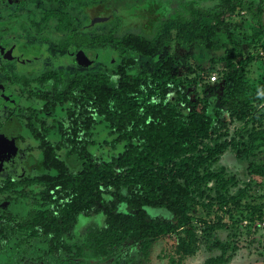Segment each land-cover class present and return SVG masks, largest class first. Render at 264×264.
I'll use <instances>...</instances> for the list:
<instances>
[{
	"label": "trees",
	"instance_id": "1",
	"mask_svg": "<svg viewBox=\"0 0 264 264\" xmlns=\"http://www.w3.org/2000/svg\"><path fill=\"white\" fill-rule=\"evenodd\" d=\"M246 4V0H188L182 12L164 18L150 14L152 21L149 18L124 25L140 31L109 30L90 42L144 57L155 55L169 42L198 45L204 50L224 49L226 68L220 77L234 84L226 98L247 97L237 109L228 105L232 119L245 118L229 138L220 129L224 123H214L203 95L191 99L178 89L171 100L165 99L175 71L171 56L151 72L134 71L132 56L123 55L109 72L68 78L53 73L51 94L38 95L47 99L40 111L63 109L64 113L50 125L40 121L36 113L35 121L40 124L28 125L38 141L43 172L19 182L37 186L36 207L19 221L20 230L26 233L21 243L42 239L45 254L59 260L64 253L74 258L107 257L123 241L133 240L149 260L148 251L155 240L170 236L173 241L161 257L167 264H183L186 257L195 254L200 238L209 249L219 251L202 264H222L232 256L234 237L222 240L214 231L226 220L240 230L237 215L263 222L264 205L243 208L245 189L231 193L235 177L213 165L231 148L244 164L245 174L264 177V162L257 161L264 159L258 151L264 129L260 132L253 125L247 127L249 122L264 119V80L256 91L244 96L243 64L236 66L229 49L214 37L224 34L234 46L235 34L248 35L247 28L237 25L239 17L233 21L225 18L238 16ZM249 4L259 14L264 0ZM258 24L260 30L253 36H262L264 48V31L259 20ZM197 77L192 79L194 85ZM214 111L217 115L218 110ZM100 125L107 129L109 140L105 143L120 147L110 162H96L90 151L96 143L94 130ZM70 159L75 161V168ZM109 198L124 203L132 213L116 211ZM144 208L166 210L174 215V221L147 220ZM95 213L105 216L104 226H92L79 242L65 239L80 216Z\"/></svg>",
	"mask_w": 264,
	"mask_h": 264
},
{
	"label": "rangeland",
	"instance_id": "2",
	"mask_svg": "<svg viewBox=\"0 0 264 264\" xmlns=\"http://www.w3.org/2000/svg\"><path fill=\"white\" fill-rule=\"evenodd\" d=\"M64 1L61 4L63 9H66L71 16L73 15L74 21H72L80 29L78 30L80 32L79 35L69 37V42H75L76 44L84 43V47L79 49L72 45L66 54L59 46L62 38L59 37L54 26L46 34L47 38L51 41L45 43L44 38L46 36L41 32L44 24L40 25L42 23V13L45 5L41 4L36 15L34 13L32 14L36 28H34L29 37L33 44L40 47V50L34 61L21 63L18 72L24 73L30 66H34L36 71H39L44 67L45 54L48 52L53 55L49 56L52 59L51 67L53 69H63L67 73H91L104 70L109 72L120 63L123 55L128 56V58L132 56V60H134V71L151 72L162 60L171 56L175 65V71L173 72V79L169 80L167 84L165 92L166 100H171L175 96V91L178 89L187 94L191 99L194 98V95L198 97L203 95L207 100V110L212 115L214 123L218 126L222 122L224 123L220 129L222 132H226L225 138H229L232 133H235L239 125L245 123V118L237 120L230 117L231 110L228 105L231 108L235 106V109H237L239 103L242 100H247V97L241 96L238 98L231 96L226 98L232 91L234 84L232 81L220 77V72L226 68V59L223 56L224 49L204 50L198 45L189 46L182 44L180 46L169 42L155 55L144 57L135 55L132 52H126V50L123 51L117 47L116 49L108 45L96 46L90 44L93 36L105 34L109 30H113L114 33L140 31L138 27L128 29L124 25L128 26L133 21H150L152 19L150 14H153V16L159 14L160 17L163 16L164 18L173 15L175 12H182L183 5L188 0H107V3L105 0ZM246 1L248 4L243 6V10L238 16L231 15L227 18L228 16L226 15L227 17L225 18L233 21L239 17L240 20L237 22V25L242 28H247L246 32L248 35L242 36L235 34L234 40L236 43L234 46L228 44V40L224 34H218L214 37L225 48L229 49L236 66L239 67V65L243 64L245 75L242 79V90L244 96H248L256 91L260 83L264 80V48L261 45L263 39L262 36H253L255 31L260 30L258 20L264 31V4L261 6V13L258 14L257 10L249 4V1L256 2L257 0ZM61 5H59V2L51 0L52 8H60ZM104 5H107V7ZM146 10H148L147 13L149 14L146 13ZM58 41L60 42L58 43ZM209 59H211L210 63L207 64ZM197 64H200L202 68H205L204 70H209L210 72H203L204 70L198 68L196 66ZM211 73L215 74L216 80L213 83H208L207 80ZM196 75L198 77L194 85L192 79ZM2 89L5 92H0V134L8 133V136L11 138L10 144L13 152L11 155L4 154L1 156L0 179L7 175L15 179L27 175H39L43 170L40 166L38 142L31 138L22 121L17 118L14 112L17 106H24L25 103L24 101L16 100L19 99L20 95L19 85L16 87L3 86ZM250 101L252 102L253 100ZM32 104H34L33 100ZM34 105L38 106L37 102ZM261 105H258V107ZM214 110H218L217 115H215ZM60 111L61 114L64 113L63 110ZM7 115L10 118L9 121ZM59 116V113H51V116H46L47 124H50L52 118L58 120L60 118ZM96 120H99V117H96ZM251 125L261 132L264 129V119L262 121L254 120L249 122L247 127L250 129ZM260 136L258 151L264 157V132L260 133ZM92 138L96 140L95 145L90 148L95 161H112L120 147L113 148L111 145L105 143V141L109 140V137L104 125H100L94 130ZM29 155L32 159H28L27 156ZM24 161V165L26 166H28V163L29 166L35 165L36 161V167L29 169L27 172L23 171L22 164ZM69 161L72 167L75 168V161L73 159ZM257 161L262 164L264 159H258ZM213 168L216 170L223 168L226 175L235 177L236 185L231 186V193H234L238 188L245 189V196L241 199L243 208L246 205H264V177L245 174L244 164L235 156L231 148H228L223 153L213 165ZM109 201L113 202L116 211L126 214L132 213L124 203H119L112 198H109ZM4 207L10 210L19 209L21 214L26 210L25 204L21 202H16L15 204L8 203ZM144 212L147 220L174 221V215L163 209L144 208ZM241 217L240 215L235 217L240 219V230H236L231 220H226L224 226L214 231V234L222 240H232L233 237L235 239V249L233 250L232 256L222 264H264V221L258 222L256 219L251 221L245 217L241 219ZM104 220L105 216L102 213H95L90 217L80 216L72 230L65 236V239L71 242H79L85 237L92 226H104ZM193 221L195 220L193 219ZM198 235H200L199 231ZM172 239L170 236L157 238L148 251L149 260L144 257L143 252L139 249L138 243L133 240L123 241L107 257L74 258L64 253L57 260L45 254V245L42 239L35 240L30 246L28 244H21L20 251L16 252L15 255L14 253L11 254L13 245L17 240V238H13L7 244L6 249L8 250L5 254L0 255V264H167L166 259L161 257L167 252L170 242L173 241ZM230 252L228 250L226 253L230 254ZM9 254L13 257L8 262ZM217 254H219V251L209 249V244L208 246L205 245L200 238L195 254L186 257L183 260V264H202L207 258L214 257Z\"/></svg>",
	"mask_w": 264,
	"mask_h": 264
},
{
	"label": "flooded vegetation",
	"instance_id": "3",
	"mask_svg": "<svg viewBox=\"0 0 264 264\" xmlns=\"http://www.w3.org/2000/svg\"><path fill=\"white\" fill-rule=\"evenodd\" d=\"M46 1L47 0H0V92H5V90L2 89L3 86L16 87L19 85L20 95L19 99L16 100H21L25 103L24 106H17L14 112L16 113L17 118L22 121L31 138L35 140H37L35 134L28 125H30V122L33 124H40V122L36 123L35 121L36 113H39V120L46 124V116H51V113H53L52 111H40V109L43 108V102H46L47 99L45 97V100H42L41 97H38V95L41 94H51V77L53 73H61L66 78L74 74L90 73H67L60 68L53 69L51 67L52 59L49 58V56L53 55L49 52L45 54L44 67L39 71H36L34 66H30L24 73L18 72L20 64L34 61L40 50V47L33 44L31 42V38L29 37L31 36L34 28H36V23L32 19V14L34 13L36 15V12L40 8L41 4L45 5V9L42 13V23H40V25L44 24L41 32L46 36L44 38L45 43L47 41H51L47 38L46 34L48 31L50 32L54 26L57 34L60 38H62L59 46L66 54L68 53L69 47L72 45L78 47L79 49L83 48L85 45L84 43L76 44L75 42H69V37L79 35L80 32L78 30L80 29L74 25L73 15L71 16L66 9H63L61 4L64 0H52L59 2V5H61L60 8H52L51 0H48V2ZM65 1L69 2L70 0ZM98 35L101 34H97L93 36V38ZM82 36H84V34H82ZM24 40L25 42H23ZM60 41H58V43ZM93 45L101 46L96 43H93ZM99 72L100 71L91 73ZM32 100L34 101V104L37 102L38 106L32 104ZM60 110L61 109L56 110L54 114L59 113L60 116L63 115ZM7 116L9 121V115ZM52 120L55 119L52 118ZM10 142L11 138L8 136V133L0 134V161H2L1 156L4 154H12L13 148ZM27 157L28 159H32L30 155ZM25 161L22 164L23 171L27 172L29 169L36 167V161L35 165L32 166H29V163L28 166L24 165ZM36 176L37 175H27L15 179L12 176L7 175L0 179V209L2 210L0 212V255L5 254L8 250L6 249L7 244L13 238H17L11 250V254L14 253V255L16 252L20 251L21 244H28V246H30L35 241L30 240L29 242H20L21 237L26 236V233L20 230L19 221L20 218L25 216L28 211L36 207L37 200L35 194L37 192V186L35 184H21L19 182L24 179L31 180ZM16 202L25 204L26 210L24 213L21 214L19 209H5L4 206H6V204H15ZM17 206L19 207V205ZM11 254L8 255V262L13 257Z\"/></svg>",
	"mask_w": 264,
	"mask_h": 264
},
{
	"label": "built area",
	"instance_id": "4",
	"mask_svg": "<svg viewBox=\"0 0 264 264\" xmlns=\"http://www.w3.org/2000/svg\"><path fill=\"white\" fill-rule=\"evenodd\" d=\"M215 80H216V76H215V74H214V73H211V74L209 75V77H208L207 82H208V83H213ZM263 221H264V218H263Z\"/></svg>",
	"mask_w": 264,
	"mask_h": 264
}]
</instances>
